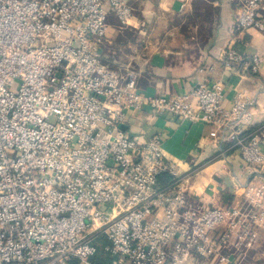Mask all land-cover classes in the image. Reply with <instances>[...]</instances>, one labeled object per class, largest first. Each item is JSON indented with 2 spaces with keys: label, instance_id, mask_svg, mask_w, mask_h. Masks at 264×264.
<instances>
[{
  "label": "built area",
  "instance_id": "built-area-1",
  "mask_svg": "<svg viewBox=\"0 0 264 264\" xmlns=\"http://www.w3.org/2000/svg\"><path fill=\"white\" fill-rule=\"evenodd\" d=\"M234 3L220 59L255 73L243 37L262 26L264 0ZM133 14L129 0H0V264H244L249 225L264 228V182L248 205L206 202L161 132L131 129L143 113L217 125L264 177V127L243 135L242 104H224L230 83L149 95L105 63L109 15Z\"/></svg>",
  "mask_w": 264,
  "mask_h": 264
},
{
  "label": "crops",
  "instance_id": "crops-1",
  "mask_svg": "<svg viewBox=\"0 0 264 264\" xmlns=\"http://www.w3.org/2000/svg\"><path fill=\"white\" fill-rule=\"evenodd\" d=\"M146 1L151 0H129L134 13L145 12L143 6L153 11L155 17L133 21L134 26L147 22V34L143 30L127 34L123 26H115L118 21L114 15H109L102 46L105 63L122 73H136L137 87L149 95L174 94L203 79H223L230 83L224 93L225 107H231L234 96L242 104L243 135L263 128L264 11L262 26L250 27L243 37L246 53L260 57L259 71L235 75L220 59L230 38L234 0H191L180 13L178 3L172 0H158L149 6ZM157 13L167 17L158 18ZM148 118L143 113L131 119V129L164 135L163 152L181 169L189 171L190 192L206 202L222 205H248L247 191L250 198L255 197V185L264 182V177L248 174L226 129L201 121ZM248 232L242 249L243 263L264 264V228L251 223Z\"/></svg>",
  "mask_w": 264,
  "mask_h": 264
},
{
  "label": "rangeland",
  "instance_id": "rangeland-1",
  "mask_svg": "<svg viewBox=\"0 0 264 264\" xmlns=\"http://www.w3.org/2000/svg\"><path fill=\"white\" fill-rule=\"evenodd\" d=\"M157 1L158 0H151V1H146V3H148V6H149L151 4L156 3ZM172 1H174V0H172ZM207 1H209V0H207ZM192 2H193V0H192ZM143 9L145 10V12H141V10L135 11V13L133 14V17L129 20V24L126 25V24L120 23L119 21L118 22L115 21V23H114V24H116L115 26H123L125 31L127 32V34H138L140 32L139 30H143V34H147V30H146L148 28L147 22H145V24L143 26L140 24H138L137 26L133 25L134 20L138 21L141 19L149 18V17H150V19L155 17V16H153V11H148L146 6H143ZM181 10H184V9H179V13L181 12ZM163 13H161V14L157 13V16L159 15L158 18H166L167 15H163ZM189 176H191L190 173H189Z\"/></svg>",
  "mask_w": 264,
  "mask_h": 264
},
{
  "label": "trees",
  "instance_id": "trees-1",
  "mask_svg": "<svg viewBox=\"0 0 264 264\" xmlns=\"http://www.w3.org/2000/svg\"><path fill=\"white\" fill-rule=\"evenodd\" d=\"M162 181H166L168 179V176L166 175H163V176H160L159 177Z\"/></svg>",
  "mask_w": 264,
  "mask_h": 264
},
{
  "label": "water",
  "instance_id": "water-1",
  "mask_svg": "<svg viewBox=\"0 0 264 264\" xmlns=\"http://www.w3.org/2000/svg\"><path fill=\"white\" fill-rule=\"evenodd\" d=\"M121 127H122V128H125V126H124V125H122Z\"/></svg>",
  "mask_w": 264,
  "mask_h": 264
}]
</instances>
